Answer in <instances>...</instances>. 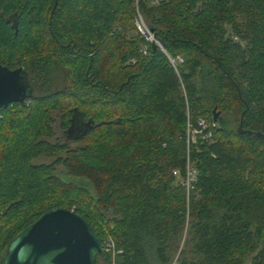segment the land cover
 Here are the masks:
<instances>
[{"label": "trees", "instance_id": "1", "mask_svg": "<svg viewBox=\"0 0 264 264\" xmlns=\"http://www.w3.org/2000/svg\"><path fill=\"white\" fill-rule=\"evenodd\" d=\"M138 9L182 58L178 76L134 34L132 0H0V65L31 87L0 109V259L44 211L65 208L120 251L94 264H264V0ZM198 118L212 142L186 149ZM186 158L197 173L187 201L171 176Z\"/></svg>", "mask_w": 264, "mask_h": 264}, {"label": "water", "instance_id": "2", "mask_svg": "<svg viewBox=\"0 0 264 264\" xmlns=\"http://www.w3.org/2000/svg\"><path fill=\"white\" fill-rule=\"evenodd\" d=\"M14 29L16 25L11 23ZM160 47H163L159 41ZM151 50L155 46L151 45ZM31 95V87L22 68L0 65V109L22 104ZM216 124L220 112L211 111ZM239 133L252 132L238 126ZM257 137L264 136L256 132ZM102 255V240L79 215L65 208L44 211L35 221L19 231L4 249L0 264H94Z\"/></svg>", "mask_w": 264, "mask_h": 264}, {"label": "built area", "instance_id": "3", "mask_svg": "<svg viewBox=\"0 0 264 264\" xmlns=\"http://www.w3.org/2000/svg\"><path fill=\"white\" fill-rule=\"evenodd\" d=\"M146 4L150 7L158 6L164 0H145ZM133 2V12L134 17L132 21V25L134 28V34L138 35L144 43L148 45H154L165 57L168 65L173 70L174 74L178 76L177 69L183 63V60L179 56L171 57L169 56L163 49L160 47L159 41L155 39L152 32L148 29L145 21L143 20L142 14L138 9L139 0H132ZM141 55L146 56L147 50L146 47H142L140 50ZM132 62V61H131ZM207 122L201 118H198L195 123L192 125L188 119L186 120L185 127V147L186 149L189 145H194L198 140L212 142V132L207 129ZM211 126H215V124H211ZM196 170L192 166V164L186 158L183 175L180 176L178 170H172L171 176L178 182L179 186L184 188L185 199L187 201L188 194L193 190V186L196 179ZM102 254L109 255L111 258V262L113 263L114 257L120 254V251L115 249V244L111 236L105 232V236L102 239ZM169 264H178L177 255L173 257Z\"/></svg>", "mask_w": 264, "mask_h": 264}, {"label": "rangeland", "instance_id": "4", "mask_svg": "<svg viewBox=\"0 0 264 264\" xmlns=\"http://www.w3.org/2000/svg\"><path fill=\"white\" fill-rule=\"evenodd\" d=\"M165 1V0H164ZM155 7V6H154ZM53 117H55V115L53 114L52 115ZM67 146L69 149H73L74 147L76 146H79L78 144L72 142L71 140H69V142L67 143ZM52 161V159H48V158H43V157H39L35 160L32 161V164H48ZM55 175H57L59 178L65 180V181H69L71 183H78V180L74 179V178H71L69 176L66 175V171L64 169V167L61 165V164H58L55 166V171H54ZM85 183V184H84ZM81 184H84V186H86L87 188H89V185L84 182V181H81ZM102 262L100 259H98V264Z\"/></svg>", "mask_w": 264, "mask_h": 264}, {"label": "flooded vegetation", "instance_id": "5", "mask_svg": "<svg viewBox=\"0 0 264 264\" xmlns=\"http://www.w3.org/2000/svg\"><path fill=\"white\" fill-rule=\"evenodd\" d=\"M11 23H12V19H10Z\"/></svg>", "mask_w": 264, "mask_h": 264}, {"label": "crops", "instance_id": "6", "mask_svg": "<svg viewBox=\"0 0 264 264\" xmlns=\"http://www.w3.org/2000/svg\"><path fill=\"white\" fill-rule=\"evenodd\" d=\"M99 264H102V262H100Z\"/></svg>", "mask_w": 264, "mask_h": 264}]
</instances>
